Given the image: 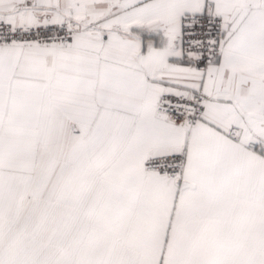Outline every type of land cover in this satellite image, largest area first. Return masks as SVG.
<instances>
[{
    "label": "snow or ice",
    "instance_id": "obj_1",
    "mask_svg": "<svg viewBox=\"0 0 264 264\" xmlns=\"http://www.w3.org/2000/svg\"><path fill=\"white\" fill-rule=\"evenodd\" d=\"M0 264H264V0H0Z\"/></svg>",
    "mask_w": 264,
    "mask_h": 264
}]
</instances>
